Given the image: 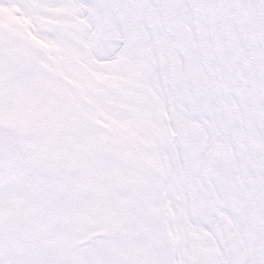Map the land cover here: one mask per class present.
<instances>
[{
	"label": "snow or ice",
	"instance_id": "obj_1",
	"mask_svg": "<svg viewBox=\"0 0 264 264\" xmlns=\"http://www.w3.org/2000/svg\"><path fill=\"white\" fill-rule=\"evenodd\" d=\"M0 264H264V0H0Z\"/></svg>",
	"mask_w": 264,
	"mask_h": 264
}]
</instances>
